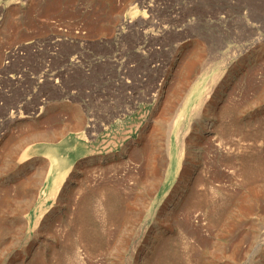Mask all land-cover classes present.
Returning <instances> with one entry per match:
<instances>
[{"label":"rangeland","instance_id":"1","mask_svg":"<svg viewBox=\"0 0 264 264\" xmlns=\"http://www.w3.org/2000/svg\"><path fill=\"white\" fill-rule=\"evenodd\" d=\"M251 4L0 0V66L6 48L32 43L42 49L0 77V184H10L15 195L22 176L11 169L23 161H5L12 137L35 130L55 134L57 141L50 142L56 158L70 157L55 198L54 176L46 174L27 207L11 208L15 229L1 242L0 264H161L172 247L182 264H264V11ZM54 23L66 25L73 44L58 42L65 35ZM197 54L201 61L191 76L188 61ZM25 64L31 76L23 73ZM226 105L237 108L244 127L225 135L213 126L208 140L207 120ZM37 107L34 116H20ZM73 108L87 129L89 122L96 125L84 138L72 126L63 129ZM183 133L186 155L176 175L172 147ZM148 136L157 138L164 161L154 186L145 163L132 156ZM68 142L80 153H70L63 145ZM45 144L33 140L24 147L33 167L23 174L48 168ZM199 144L204 151L193 149ZM35 147L41 149L29 151ZM209 176L211 189L197 185ZM103 183L133 199V220L110 223L109 244L101 252L70 246L77 239L71 231L79 199Z\"/></svg>","mask_w":264,"mask_h":264},{"label":"bare ground","instance_id":"2","mask_svg":"<svg viewBox=\"0 0 264 264\" xmlns=\"http://www.w3.org/2000/svg\"><path fill=\"white\" fill-rule=\"evenodd\" d=\"M207 1H209V0H206V2ZM246 1H248V0H246ZM249 1L253 2V5L256 6L255 8H257L259 10L258 11L259 14L262 11H264V0H249ZM253 5H252V7H253ZM247 11H248V9H247ZM54 26H55L54 28H57L60 32H62L65 35L63 39L58 40V42H60V44H64L65 42H67L68 44L74 43V38L67 36V34H69V32H71V31H68L67 27H65L66 25H64V27H63L62 23H54ZM78 30H80V29L78 28ZM78 32H76V34H78ZM80 32H81V30H80ZM71 35L73 36V34H71ZM32 46H33L32 43H29V44H25V45L15 46L12 48H10V47L6 48L4 50V53H3L4 57H3V61H2L1 66H0V77L2 74L4 75V74H6L7 71L12 69V67L16 63H25L26 61H28L29 55H31V58L34 55L36 57L38 55L37 53L42 51V49L38 48L39 47L38 44H37L36 48H34ZM33 49H34V51H33ZM54 53L50 54L49 56H51V57L55 56L56 57V54H54ZM198 54L193 57L194 59L192 58L191 61H188V69L190 72V73L188 72V74L191 76H192L194 68H196L195 66L198 65L197 64L198 61H201L200 58L198 57L199 56ZM49 60H50V58H49ZM48 62L50 63L51 61H48ZM44 65L47 67V65H49V64H46V62L44 61L43 67H44ZM24 68L25 69L23 70V73L30 74L29 73L30 64H25ZM30 76H31V74H30ZM249 77L250 78L254 77L253 69H252V72L250 73ZM56 84H57V86L59 85L58 81H56ZM59 87H60V85H59ZM207 90L208 89H205V88L203 90L205 92L204 93L205 98H208V95H209ZM198 91H200V90H198ZM197 92H195V94H194V99L197 98V95H196ZM235 108L227 107V105H226V107L221 108L219 112L216 111V117L213 116V118L211 120L210 119L207 120V124H208L206 126L207 130L203 133L204 135L206 134V138H208L207 135H208L209 129L211 130L210 133L213 132L212 131L213 126H215L214 128L216 129V133L217 132L226 133L225 135H227V134L233 135L234 132L237 131V133H238L239 130H242L241 128H243L244 126L242 127V123H240V121H238L239 119L237 116V110H236L237 108L236 109ZM42 109L44 110V108H42ZM42 109L40 108V112ZM43 110H42V112H43ZM27 111L28 110H25V112H23V113L19 112L20 116H21V114H22V117L23 116H25V117L34 116L37 112H39V108L37 107L36 109H34L33 113H29ZM69 114H70V119H71L70 120L71 123L70 122L69 123L72 125V129H74L75 131L76 130L80 131L83 138L87 132H88V134H91L92 129H94L96 125H93L92 123L90 124V122H89L88 124L90 125L89 126L90 128L87 129V126L84 123V120H83L84 118H83V114L81 113V111L73 108V109H71ZM184 115H185V113H182L180 115V117L176 121L177 124L181 123ZM48 118H49V113H48ZM224 120H228V121L224 122ZM34 129H36V128H34ZM215 129H214V131H215ZM37 130H38V128H37ZM31 132L32 131H29L28 134ZM41 132H36V130H35V133H33L32 135H26V136L24 135V136H19V137H15V138L12 137V138H10L11 143L8 146H4L7 149L5 148L6 149L5 150L4 147H2L6 152L5 156H6L7 160H5V161H9L11 163V162L15 161L16 158H19V161H23V162L16 168L15 172H14V168L11 169L12 170L11 173H12V175H15V177L22 175L19 179H17V182L14 184L15 185V195H14V193H12L13 188L10 184H0V245H1L2 241L6 240V239H7L6 242L8 241L9 235L15 229L12 226V224L15 222V218L13 217V213L10 212L11 208L15 205H18L19 208H22V209L27 207L28 199H30V197H33V194L37 190V181H39V178H41L42 176H44L46 174L50 177L54 176V179H53L54 184H53V187L50 189V194H51L50 196L55 198L58 194V191H59V185H60L59 184L60 183L59 175H62V173L64 172L63 170H65L68 167L67 161H69V158H70L69 155H67V156L63 155L62 159L60 157L57 159L54 152H51V149H49L48 154H50L49 155L50 160L51 159L52 160L48 163V168L43 163L44 165L39 167V168H36L34 170V172L32 170L31 173L29 171V174L28 173L23 174V173H25V170L28 167H33L32 163L25 161L27 158L30 157V153H28L27 151L25 152L24 147H26L27 144H30V142L33 140H35V141L47 140L45 142H47L49 145H52V143L50 141H53L55 139L53 136H50V134L46 133V135H45L44 134L45 132H42V133ZM183 134H181L175 140V144H178V146L172 147V150H173L172 156H173V159L175 160V162L177 164V169H176V173H175L176 175H177L179 168L182 164V159L184 158V155H186L185 154L186 147H187L186 140H185L186 134H184V137H183ZM151 135H152V133H151ZM216 137H217V134H216ZM222 137L224 138V135ZM206 138H203V139L207 140ZM210 138H211V136H210ZM223 138H221V139H223ZM208 140H209V138H208ZM54 141H57V140L55 139ZM202 141H204V140H202ZM221 141H222V143L224 141L226 142V140H224V141L221 140ZM230 141H231V139H230ZM70 142H68L67 144L64 145L65 148L69 149L68 151L70 153H71V151L75 152V153L76 152L79 153V151L77 150L78 147L69 146V144H71ZM202 143H204V142H202ZM215 143H217V142H215ZM220 144H219V146L217 145L218 148L222 145V144L221 145ZM200 145H202V144H199V146L194 147L193 149L199 150L198 147L203 148ZM212 145H213V143H212ZM222 146H224V145H222ZM204 149L205 148H203V151H204ZM159 151L160 150L158 149V140L155 137V139L154 138L148 139L147 143L142 148L141 147L139 149L137 148V150H134L132 152V156L135 159L141 160V161H143V163H145V166H144L146 169L145 171L149 172V173L146 172L147 174H149V175H147V179L151 180V184L153 186L156 183V180L159 178V176L162 175L161 173L163 172L164 161H163L162 154ZM198 154H200V153L196 154L197 158L199 157ZM198 162H200V161H198ZM1 163H0V169L2 168ZM10 168L11 167L7 168L4 172V174H2V175L5 176V175L10 174L9 173ZM45 169H46V171H45ZM47 169H48V172H47ZM0 173H1V171H0ZM206 173H208V172H206ZM204 179H205V177H204ZM204 179L199 180L197 185L199 186L200 184H202V186L203 185L205 186V185L209 184L210 182H213V181H211L212 178L210 176H209V178L206 177V179L205 180ZM150 180H148V181H150ZM121 182H122V180H121ZM191 184H193V183H191ZM202 186H199V187H202ZM109 187H107V185L103 183L102 185L89 190L87 193L82 195V197L79 199V201L77 203V209H76L77 211L76 212L74 211L75 212V214H74L75 220L73 223H75V226L73 225L74 227L72 228V231H71V234L73 235V237H76L77 239H76V242H71L72 245H70V246H74L75 244H79V245H83V246L86 245L88 247L89 251L92 253L101 252L109 244V242H108V226H110V223L116 222L119 224L118 226H120L122 223L133 220L132 219L133 216L131 217V213H130L131 200H133V199L127 197L126 196L127 194L124 195V193L121 192L120 189H118L116 187L113 189H110ZM112 187H114V186H112ZM208 188L211 189V187H209V186H208ZM198 189H199V193H201L202 190L200 191V188H198ZM205 189H207V188H204V190ZM210 189H207V190H210ZM211 191L212 190H210V192ZM213 191H214V189H213ZM197 195H195V197ZM200 195H199V197H200ZM203 196H208V195H205V193H203ZM209 196L211 197V195H209ZM206 202H207V199H206ZM207 203H209V202H207ZM10 218H12L13 220H11ZM167 247L165 249H167ZM174 247H175V245H174ZM79 264H81V263L79 262ZM161 264H182V262H180L179 256H178L175 248L172 247L169 250V252L164 256V259H163Z\"/></svg>","mask_w":264,"mask_h":264},{"label":"crops","instance_id":"3","mask_svg":"<svg viewBox=\"0 0 264 264\" xmlns=\"http://www.w3.org/2000/svg\"><path fill=\"white\" fill-rule=\"evenodd\" d=\"M72 125H63V129L66 131V132H68L69 130H70V127H71ZM71 130H72V128H71ZM42 133V132H41ZM56 133V132H55ZM45 135H46V133H44ZM50 136H53L54 138H56V135L54 134V135H51L50 134ZM61 136H63V134L61 133ZM40 142H42V143H46L45 144V147H46V154H48V150L49 149H51V152H54V153H56V151H55V148H54V145H49L47 142H45V141H47V140H39ZM70 141V140H69ZM65 144H67V143H64L63 145H65ZM41 149V147L40 148H38V147H35L34 149L33 148H31L29 151L30 152H32V151H36V152H38L39 150ZM32 150V151H31ZM78 151H79V149H77ZM35 152V153H36ZM79 153H80V151H79ZM50 154H48V156H49ZM50 157V156H49Z\"/></svg>","mask_w":264,"mask_h":264}]
</instances>
